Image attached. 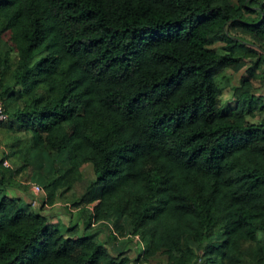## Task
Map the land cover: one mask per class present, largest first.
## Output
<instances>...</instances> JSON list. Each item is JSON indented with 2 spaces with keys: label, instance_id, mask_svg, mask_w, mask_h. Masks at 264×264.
I'll use <instances>...</instances> for the list:
<instances>
[{
  "label": "trees",
  "instance_id": "1",
  "mask_svg": "<svg viewBox=\"0 0 264 264\" xmlns=\"http://www.w3.org/2000/svg\"><path fill=\"white\" fill-rule=\"evenodd\" d=\"M259 71L264 0H0V264H264ZM32 164L49 202L92 166L91 233L6 192Z\"/></svg>",
  "mask_w": 264,
  "mask_h": 264
},
{
  "label": "rangeland",
  "instance_id": "2",
  "mask_svg": "<svg viewBox=\"0 0 264 264\" xmlns=\"http://www.w3.org/2000/svg\"><path fill=\"white\" fill-rule=\"evenodd\" d=\"M221 44H224L221 43ZM251 61L246 60L245 65L237 71L229 69L225 72V75L230 78L232 86L238 85L240 80L245 76H248V68L251 66ZM250 81L252 84L253 91H256V94H264V71H259L255 76H250ZM232 86H226L224 91V99L222 105L223 107H229V105L234 104L235 97L233 94ZM230 102H229V101ZM12 138L9 136L3 135L0 131V159L3 158L4 152L9 151L12 145ZM9 154V153H8ZM11 154V153H10ZM8 161L12 164V160L9 158ZM46 168H43V170ZM44 170V171H45ZM54 170L45 171V175L48 177L56 176ZM34 165H28L20 175L18 176L19 183L16 185L9 186L7 188V193L15 198H20L21 204L24 207L30 206L35 212L42 211L44 214L50 216V222L53 224H59L60 226H74V234L83 235L85 233L89 234L92 230H84V216L81 213L80 207L85 205L77 202L82 200L81 196L83 191L89 185L90 180L93 178V168L90 165H86L80 170L79 179H70L72 180V186L67 187L63 186L58 192H56L55 199L53 202H49V193L45 187L42 185V189L38 190L34 187L35 184H38L34 178L35 174ZM97 201L89 203V209L93 208ZM88 219H86L87 221ZM79 225V228H78ZM109 229L105 228V231L102 233V238L107 240L109 237ZM259 242L264 247V233H260ZM138 243V238L132 237L126 244V248L130 250V254L134 257L137 256L138 250H136V244ZM110 244V250L117 253V248L115 247V241H112ZM133 260L132 264H160L162 262L168 263V258L166 257H156L155 260L149 261L148 263H137V260Z\"/></svg>",
  "mask_w": 264,
  "mask_h": 264
},
{
  "label": "built area",
  "instance_id": "3",
  "mask_svg": "<svg viewBox=\"0 0 264 264\" xmlns=\"http://www.w3.org/2000/svg\"><path fill=\"white\" fill-rule=\"evenodd\" d=\"M6 120H7V114L5 112L4 105H3L2 101H0V124H2ZM4 164L7 165V166L10 165V163H9L8 160H5L4 161ZM34 187L36 189H38V190L42 189V186L39 185V184H35ZM160 264H173V263H165V262H162Z\"/></svg>",
  "mask_w": 264,
  "mask_h": 264
},
{
  "label": "crops",
  "instance_id": "4",
  "mask_svg": "<svg viewBox=\"0 0 264 264\" xmlns=\"http://www.w3.org/2000/svg\"><path fill=\"white\" fill-rule=\"evenodd\" d=\"M117 245H118V244L115 243V247H116V248H117ZM140 246H141V244L139 245V243H137V244H136V250H138ZM109 247H110V245H109Z\"/></svg>",
  "mask_w": 264,
  "mask_h": 264
}]
</instances>
